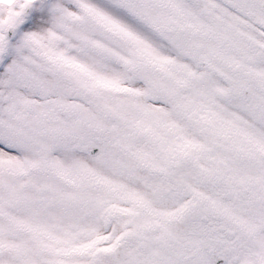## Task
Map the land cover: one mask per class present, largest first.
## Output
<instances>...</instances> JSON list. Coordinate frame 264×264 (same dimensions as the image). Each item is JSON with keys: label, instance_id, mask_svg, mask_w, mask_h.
<instances>
[{"label": "snow or ice", "instance_id": "6c2138e0", "mask_svg": "<svg viewBox=\"0 0 264 264\" xmlns=\"http://www.w3.org/2000/svg\"><path fill=\"white\" fill-rule=\"evenodd\" d=\"M0 264H264V0H0Z\"/></svg>", "mask_w": 264, "mask_h": 264}]
</instances>
